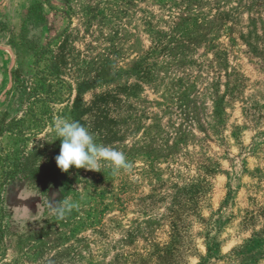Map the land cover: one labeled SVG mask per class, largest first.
<instances>
[{"label": "rangeland", "instance_id": "1", "mask_svg": "<svg viewBox=\"0 0 264 264\" xmlns=\"http://www.w3.org/2000/svg\"><path fill=\"white\" fill-rule=\"evenodd\" d=\"M45 64L65 86L28 153L52 175L6 186L0 264H264V0H0V111ZM56 118L130 167L62 172Z\"/></svg>", "mask_w": 264, "mask_h": 264}, {"label": "trees", "instance_id": "2", "mask_svg": "<svg viewBox=\"0 0 264 264\" xmlns=\"http://www.w3.org/2000/svg\"><path fill=\"white\" fill-rule=\"evenodd\" d=\"M45 51L40 53V57ZM12 87L7 91L12 105L0 111V244L5 228L3 223V192L13 180L31 178L40 185L51 179V171L30 163L28 142L40 133L52 117V104L65 84L54 66L45 64L24 74L12 71Z\"/></svg>", "mask_w": 264, "mask_h": 264}, {"label": "clouds", "instance_id": "3", "mask_svg": "<svg viewBox=\"0 0 264 264\" xmlns=\"http://www.w3.org/2000/svg\"><path fill=\"white\" fill-rule=\"evenodd\" d=\"M52 133L55 138L51 141L60 140L59 154L55 157V161L62 172H68L73 166L76 169L101 171L102 162L108 163L114 173L130 167L123 152L97 143L88 127L79 121L56 118L53 121ZM56 192L58 193L56 199L49 200L50 212L57 219H63L75 204L65 199L61 192Z\"/></svg>", "mask_w": 264, "mask_h": 264}]
</instances>
